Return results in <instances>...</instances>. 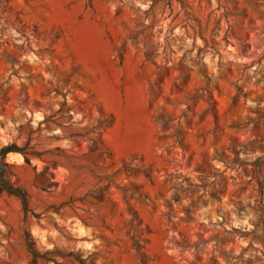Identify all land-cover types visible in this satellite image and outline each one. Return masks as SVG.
I'll list each match as a JSON object with an SVG mask.
<instances>
[{"label":"rangeland","instance_id":"obj_1","mask_svg":"<svg viewBox=\"0 0 264 264\" xmlns=\"http://www.w3.org/2000/svg\"><path fill=\"white\" fill-rule=\"evenodd\" d=\"M4 145L0 264H264V0H0Z\"/></svg>","mask_w":264,"mask_h":264},{"label":"trees","instance_id":"obj_2","mask_svg":"<svg viewBox=\"0 0 264 264\" xmlns=\"http://www.w3.org/2000/svg\"><path fill=\"white\" fill-rule=\"evenodd\" d=\"M12 151H21V149L13 147L12 145H4L0 147V191H3L8 195H12L17 198L20 202L22 211L26 216L29 212L28 195L23 187L17 185L14 181L11 180V165L5 160L6 154ZM24 159L25 161H27L26 157H24ZM24 240L25 246L30 254V261L28 264H37L39 260H50L45 257V254H41L37 250L35 242L33 241L29 232L25 234ZM79 262L80 264H83L81 259H79Z\"/></svg>","mask_w":264,"mask_h":264}]
</instances>
